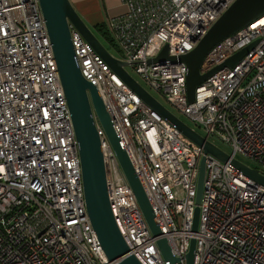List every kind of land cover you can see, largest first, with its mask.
Here are the masks:
<instances>
[{
  "label": "built area",
  "instance_id": "1",
  "mask_svg": "<svg viewBox=\"0 0 264 264\" xmlns=\"http://www.w3.org/2000/svg\"><path fill=\"white\" fill-rule=\"evenodd\" d=\"M120 2L124 11L108 27L124 68L201 136L223 143L237 160L257 162L264 174V15L207 52L200 73L253 43L234 66L206 76L189 102L179 57L234 0ZM68 28L81 75L96 87L160 231L155 236L149 228L91 107L109 206L128 254L141 264H188L194 238L192 264H264V186L206 154L197 205L202 147L143 102L71 23ZM165 45L175 60L149 62ZM160 238L176 261L163 257ZM0 264H113L87 216L77 141L39 0H0Z\"/></svg>",
  "mask_w": 264,
  "mask_h": 264
},
{
  "label": "water",
  "instance_id": "2",
  "mask_svg": "<svg viewBox=\"0 0 264 264\" xmlns=\"http://www.w3.org/2000/svg\"><path fill=\"white\" fill-rule=\"evenodd\" d=\"M39 4L77 141L87 216L109 261L113 262V264H141L134 255L128 254V246L120 235L109 206L100 140L95 129L92 108L116 152L121 168L135 194L149 228L155 236L159 235L160 231L144 189L134 172L127 153L120 146L117 132L113 127L96 87L81 75L72 47L68 23H71L76 28L96 53L104 59L110 68L143 102L158 112L184 136L202 147L203 156L199 162L195 199L197 205L201 201L206 154H211L220 161L228 163L233 169L264 186V174L259 169L249 167L208 141L144 89L124 68V66H127V63L112 56L106 50L101 41L76 12L69 0H39ZM262 15H264V0H234L199 39L195 47L179 57L180 60L185 62L187 67L186 94L189 102H192L194 99L195 87L206 76L223 66H234L253 43L237 51L209 72L200 73V65L207 52L217 42L245 25L254 22ZM166 60H175V57L167 55V45L161 49L156 57L149 59V62H164ZM198 215L199 209L196 206L193 215V231L197 230ZM157 244L164 258L171 260V262L177 260L171 255L169 246L164 238L158 239ZM194 248L195 240L192 238L190 240L189 251L186 254L188 264H192Z\"/></svg>",
  "mask_w": 264,
  "mask_h": 264
},
{
  "label": "crops",
  "instance_id": "3",
  "mask_svg": "<svg viewBox=\"0 0 264 264\" xmlns=\"http://www.w3.org/2000/svg\"><path fill=\"white\" fill-rule=\"evenodd\" d=\"M76 12L80 15L83 21L92 30L94 35L101 41L102 36L96 26L104 25L105 29L111 35V30L108 27L109 20L124 11V6L120 0H69ZM112 38V35H111ZM104 39V38H103Z\"/></svg>",
  "mask_w": 264,
  "mask_h": 264
},
{
  "label": "rangeland",
  "instance_id": "4",
  "mask_svg": "<svg viewBox=\"0 0 264 264\" xmlns=\"http://www.w3.org/2000/svg\"><path fill=\"white\" fill-rule=\"evenodd\" d=\"M111 36V35H110ZM102 44L104 45V47L106 48V50L114 57H121L122 53L120 52V50L118 49L117 45L115 44V42L113 41H106L102 38ZM128 73L134 77L139 83L140 85L146 89L147 91H149L150 93H152V95L162 104L164 105L168 110H170L172 113H174L175 115H177L180 119H182L184 122H186L187 124H189L190 126L194 127L198 132H201V130L193 125V123L183 114H181L178 110H176L166 99H164L161 95L157 94L156 92L152 91L149 88V85L141 78H139L135 72L132 70L131 67H126ZM215 143L223 150L225 151H229V148L224 145L223 143L214 140ZM236 158H238L239 160H241L242 162H244L245 164L251 166V167H257L259 169L263 168L255 161H253L252 159L246 157V156H242V155H237Z\"/></svg>",
  "mask_w": 264,
  "mask_h": 264
},
{
  "label": "trees",
  "instance_id": "5",
  "mask_svg": "<svg viewBox=\"0 0 264 264\" xmlns=\"http://www.w3.org/2000/svg\"><path fill=\"white\" fill-rule=\"evenodd\" d=\"M96 30H98L101 34V36L104 38L106 41H110L113 43V39L111 38L109 32L105 29L104 25H97Z\"/></svg>",
  "mask_w": 264,
  "mask_h": 264
}]
</instances>
